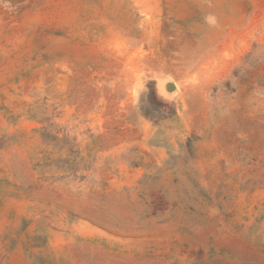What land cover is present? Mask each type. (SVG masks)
<instances>
[{"label":"rangeland","instance_id":"obj_1","mask_svg":"<svg viewBox=\"0 0 264 264\" xmlns=\"http://www.w3.org/2000/svg\"><path fill=\"white\" fill-rule=\"evenodd\" d=\"M1 137L0 264H264V0H0Z\"/></svg>","mask_w":264,"mask_h":264},{"label":"trees","instance_id":"obj_2","mask_svg":"<svg viewBox=\"0 0 264 264\" xmlns=\"http://www.w3.org/2000/svg\"><path fill=\"white\" fill-rule=\"evenodd\" d=\"M44 135H46V136H51V137H52L51 140H56V141H59V140H60V138H58V137H56V136L49 135V133H44ZM63 139H64V138H63ZM65 140H67V139L65 138ZM5 141H6L5 137H1V138H0V145L4 144ZM51 142H52V141H51ZM51 142H50V144H51ZM52 144H53V143H52ZM69 150H70V152L73 151L72 148H70ZM65 159H66L65 161H67L68 163H70V161H69V156H67V158H65ZM50 163H51V164L53 163V159L50 161ZM47 164H48V163H47ZM34 165H35L36 168H38V167H40V166H43V163H41V162H40V159H39V160L36 161V163H35ZM69 172H70V171H68V173H69ZM61 176H64V175H61Z\"/></svg>","mask_w":264,"mask_h":264},{"label":"water","instance_id":"obj_3","mask_svg":"<svg viewBox=\"0 0 264 264\" xmlns=\"http://www.w3.org/2000/svg\"><path fill=\"white\" fill-rule=\"evenodd\" d=\"M176 90V84L174 82L168 81L165 83V91L174 92Z\"/></svg>","mask_w":264,"mask_h":264}]
</instances>
